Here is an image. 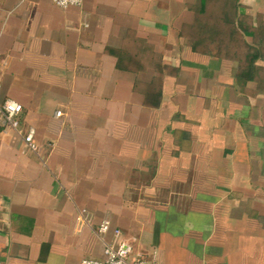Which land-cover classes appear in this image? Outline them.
Returning a JSON list of instances; mask_svg holds the SVG:
<instances>
[{"label":"crops","instance_id":"obj_1","mask_svg":"<svg viewBox=\"0 0 264 264\" xmlns=\"http://www.w3.org/2000/svg\"><path fill=\"white\" fill-rule=\"evenodd\" d=\"M0 85V264H264V0H0Z\"/></svg>","mask_w":264,"mask_h":264},{"label":"built area","instance_id":"obj_2","mask_svg":"<svg viewBox=\"0 0 264 264\" xmlns=\"http://www.w3.org/2000/svg\"><path fill=\"white\" fill-rule=\"evenodd\" d=\"M51 2L62 9H66L71 6H80L82 0H51ZM1 90V85H0ZM18 108V110H17ZM22 112V105L12 99H0V122L5 126L17 131L21 134L19 126V116ZM57 116L61 115V112H56ZM24 143L31 150H36V145L33 141V130L29 131L23 136ZM78 228L85 224V218L83 212L76 217ZM110 222L107 220L102 221L96 231V236L103 242V257L102 259L96 258H84L81 264H146L140 257H132L130 253L129 244L121 238V231L118 229L113 230V242H106L105 236L110 231Z\"/></svg>","mask_w":264,"mask_h":264},{"label":"trees","instance_id":"obj_3","mask_svg":"<svg viewBox=\"0 0 264 264\" xmlns=\"http://www.w3.org/2000/svg\"><path fill=\"white\" fill-rule=\"evenodd\" d=\"M220 17V18H219ZM202 19H200V21L203 22L201 28H199V34H195V31L194 30H190V36L191 38L193 39V44H192V51L194 52H201V53H209V46L207 44H204L203 39L204 37L206 36V34L208 33V30L205 28L207 26V24L209 23L210 21V17L209 16H205L203 15V17H201ZM216 18V21L217 22H224L226 21V18L228 19V15H224V13L220 14V15H217V17H214V19ZM220 19V21H219ZM216 35H218L219 33H221V31H217L216 30ZM223 32V31H222ZM198 33V32H197ZM256 58V54L254 55L253 59ZM253 59L252 60H249V61H246L245 64L247 65L246 68L244 69V72H239V74H237V78L238 79H241V78H244V80H251L252 77L250 75V69L252 67V64H253ZM243 80V79H242Z\"/></svg>","mask_w":264,"mask_h":264},{"label":"clouds","instance_id":"obj_4","mask_svg":"<svg viewBox=\"0 0 264 264\" xmlns=\"http://www.w3.org/2000/svg\"><path fill=\"white\" fill-rule=\"evenodd\" d=\"M17 110H18V108H17Z\"/></svg>","mask_w":264,"mask_h":264}]
</instances>
